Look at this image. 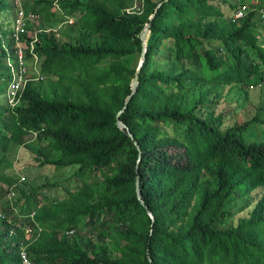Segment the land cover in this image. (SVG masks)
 <instances>
[{"label":"trees","instance_id":"obj_1","mask_svg":"<svg viewBox=\"0 0 264 264\" xmlns=\"http://www.w3.org/2000/svg\"><path fill=\"white\" fill-rule=\"evenodd\" d=\"M55 1L20 0L44 19L35 48L43 80L29 82L12 109L20 8L0 0V170L32 134L51 145L33 155L23 146L37 163L30 168H73L11 185L0 264H23V251L31 264H264V0L164 4L120 116L138 146L117 115L141 63V35L167 0H138L133 14L136 0H59L60 10ZM242 7L247 15L234 23ZM65 18L73 24L58 30ZM138 177L155 222L137 197Z\"/></svg>","mask_w":264,"mask_h":264},{"label":"built area","instance_id":"obj_2","mask_svg":"<svg viewBox=\"0 0 264 264\" xmlns=\"http://www.w3.org/2000/svg\"><path fill=\"white\" fill-rule=\"evenodd\" d=\"M20 12L15 19V32L13 39L15 41V55L12 50L9 51V66L12 68V79L7 88V101L9 107L15 109L21 101L22 94L25 91L29 82H35L43 80L39 69V57L35 51L36 44L39 41V34L44 30L39 26L44 22V19L39 14L26 13L20 3V0H16ZM55 7L60 10L59 0L55 1ZM138 0L134 5V8L129 10L128 14L139 12ZM247 7L239 9L234 17V23L243 19L247 15ZM260 16L264 24V9L260 11ZM61 25L57 28L60 30L65 25H72L73 21L65 18L60 22ZM45 31V30H44ZM29 53V55H28ZM25 177H21L20 182H23ZM15 198V192L11 193V200ZM1 211V210H0ZM41 232V230H40ZM28 233L32 232V229L28 230ZM23 264H31L26 251L21 253Z\"/></svg>","mask_w":264,"mask_h":264},{"label":"rangeland","instance_id":"obj_3","mask_svg":"<svg viewBox=\"0 0 264 264\" xmlns=\"http://www.w3.org/2000/svg\"><path fill=\"white\" fill-rule=\"evenodd\" d=\"M230 4L232 6H235L239 3V0H229ZM233 15V11L229 12L227 14V17L230 18ZM260 45L264 46V43L261 42ZM200 82H198L199 84ZM215 87V86H213ZM261 90V89H260ZM259 90V91H260ZM253 92H251V95H255L256 94V90L253 89ZM225 94L228 93V90L225 89L224 91ZM261 93V91H260ZM234 100H236L235 98H233ZM223 100V99H222ZM227 100V99H226ZM225 99L222 101V103L220 104V109L222 108H227V110L230 112H233V107L232 105L229 106L225 103L226 101ZM0 104H1V108L5 105V94L1 93L0 94ZM240 120H243L242 117L239 118ZM169 134H174L176 136H181L182 135V130L181 129H177V128H170L168 131ZM40 137L37 136V134H32L31 136H28L27 138L23 139L22 143L23 146L27 147L30 152L33 151L34 149L38 148L39 146L43 147V146H49L51 145V139L48 138H40L42 139L41 141H39ZM22 145L20 146H16L13 151L8 155V159L9 162L7 164H5L1 170L0 173H2V177H4V175L10 180L8 182H6L5 184H0V210L1 213L6 214L7 216L11 217L12 215V209L10 208H6L7 207V203L8 202H12L13 200H11V193H13V188H11V185L17 184V181L19 182V180L21 179V177H25V178H29L30 182L33 183L37 180V184L41 185L42 182L44 181L41 177L44 176L46 177L48 175V173H50V178H58L61 177L63 175L68 176L72 173V167L70 168H55V167H45L43 169H37L35 168H30L29 166H36L37 163L30 158V153L29 151H27ZM31 154L33 155V153L31 152ZM26 164V165H25ZM24 165L26 167H24ZM73 183H71L72 185ZM40 193H42V191H40Z\"/></svg>","mask_w":264,"mask_h":264},{"label":"water","instance_id":"obj_4","mask_svg":"<svg viewBox=\"0 0 264 264\" xmlns=\"http://www.w3.org/2000/svg\"><path fill=\"white\" fill-rule=\"evenodd\" d=\"M169 0L165 1L164 3H160L155 11V13L153 14V16L150 18V23L146 26L145 30L143 31L142 35H141V42H142V48H143V53H142V58H141V63L137 69V73L132 81V85H131V94L128 96V98L126 99L125 102V108L120 111L117 115V126L120 130L125 131L128 136L134 141L135 145L138 146V142L135 141L133 134L131 133L129 127L120 119L121 114L124 113V111L126 110L127 106L129 105L130 101L132 100V98L136 95V93L138 92V88L140 85V73H141V69L145 64V60H146V54H147V42L149 39V35H150V30H151V26H152V22L155 20L159 10L164 6L165 3H167ZM140 158H141V154H140ZM140 161V159H139ZM136 192H137V197L139 199V201L141 202V204L143 206L146 207L149 216L151 217V219L153 220V222H155V216L152 214V212L149 210V208L145 205L144 201H143V197H142V190H141V184H140V178H137L136 181ZM150 263L152 264V260L150 259Z\"/></svg>","mask_w":264,"mask_h":264}]
</instances>
